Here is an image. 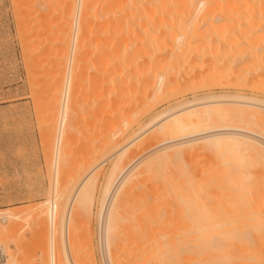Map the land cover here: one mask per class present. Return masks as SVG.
Returning a JSON list of instances; mask_svg holds the SVG:
<instances>
[{"label": "bare ground", "instance_id": "obj_1", "mask_svg": "<svg viewBox=\"0 0 264 264\" xmlns=\"http://www.w3.org/2000/svg\"><path fill=\"white\" fill-rule=\"evenodd\" d=\"M72 2L73 5L69 4L63 13L65 29L63 28L62 34L67 37L68 44L74 31L76 37L80 38V47L90 45H92L90 48L93 47L95 65H92L94 67L92 70H95L98 76H96L97 87L103 91L98 95L100 101L98 98L95 100V105H98L100 109L102 105L118 100L116 104L122 103L126 106L123 108L124 114L120 111L119 117L117 113H115L116 116L111 111L110 116L115 117V120L111 119L112 123H107L104 119L108 124L104 129L99 128L100 125L97 126L103 130L102 136H96L98 139H95L100 148H97L99 151L96 149L95 151L101 156L108 151L109 153L115 151L118 147L116 151L118 155L115 154L117 163L124 157L128 150L126 147L124 149L126 144L119 147L120 140L115 142L114 137L120 134L122 125L131 126L132 123H136L133 115L135 102L136 104L141 102L138 106L149 104L148 99L161 96L160 93L164 92V95L165 92L179 91L183 88L187 90V87L193 92L191 100H180L161 112L155 113L153 118L151 117L152 120L150 119L151 122L157 123L155 126L160 128L158 130L165 128L168 133L177 137L175 139L181 138L183 141L151 154H148L147 150L148 153H145L148 155L142 157L134 169L122 179L115 192L117 194L108 211L105 229L107 248L114 247L112 248L113 256H111L115 259L114 263H119L116 258L119 252L116 253V251L120 250L116 242V247L114 245L115 232L121 229L131 232L130 237L120 239L122 242L120 251L131 254L126 264L139 262L147 264L150 261V263L158 262L157 264H179L186 259H189L191 264H229L230 262L232 264V261L238 264L237 260H240V264L243 260L246 263L264 264V247H262L264 245V177H262L264 176L262 174L264 173V146L249 136L243 135V133L256 135L254 130H251L252 127L249 128L250 126H259L264 129V0H72ZM75 44L77 43L73 45ZM65 45L63 49L66 48ZM63 57H60L61 60ZM81 61H83L82 57L76 58V62ZM78 74V72L70 74L72 83H70L71 76L68 74L70 79L68 77L66 79L63 99L60 98L63 85L62 89L60 83L58 85V82L62 80L57 81L53 87L46 88V96L44 91L41 96H38L40 100L44 97L42 103L39 100L41 107L38 108V113L41 112L39 120L42 118L40 121L45 123L44 127L47 126L48 131H54L58 117L60 120L59 128L57 127L59 131H56L58 138L54 142L56 148H53L51 152L54 154V159L52 156L51 161L54 160L55 173L53 174H55L54 180L57 186H59L58 183H63L67 178L65 176H68L67 172L69 173L73 167L69 165L71 161L68 162L66 157L68 143L72 139L70 131L75 128L71 122L78 103L76 93L78 95L79 93L75 89L78 85ZM240 77H245L242 78L241 84L242 87L250 89L251 96H245L243 90L239 89L235 94L216 93V89L232 87L231 84L235 82L239 86L240 83L237 82ZM193 86L195 88H192ZM198 87H201L199 89L203 91V94H196ZM100 89H98L99 92H101ZM39 90L41 92L42 89ZM179 93L176 92V94ZM259 94L262 96H258ZM104 97L105 101L110 100V102L102 101ZM112 97L116 99L113 100ZM116 106L113 108L117 109ZM120 106L119 109H122ZM78 114L76 112V116ZM123 129L126 130L127 127L124 126ZM48 136L49 138L51 136L53 141L57 135L54 137V133L49 132ZM129 140L126 146L135 144L134 142L137 141L135 138ZM162 144V142L157 143L153 148ZM135 146L139 147L136 144ZM128 147L130 149L131 146ZM90 149L92 150L91 147ZM191 151H203L205 155L208 153L212 156L213 162L207 166L200 163L202 166L198 170L193 169L192 166L187 165L184 156ZM247 151L255 153L253 154L257 156L258 167L253 165L255 167L253 171L248 170L245 173H242L238 167L231 169V165L237 161L231 154ZM96 154H91L90 157H93L85 161L81 169L85 174L80 173V175H86L85 178H88L89 182L85 178L82 180L84 191L80 196V187L79 189L73 187L70 195L64 199L61 193L58 194L54 190V196L46 203L49 205L50 223V249L47 256L49 264H57L55 232L59 228L64 234L71 201L76 200L78 196L77 201L80 197V202L85 205H81L82 209L85 207V213L91 209L93 194L89 189L92 183L89 176L93 171L88 172L90 169L94 170L102 166V164L98 165L100 162L95 159ZM86 158H89L88 155ZM131 160H133L132 157ZM93 163H95L94 166H92ZM116 164L115 166L113 164L114 168ZM124 168L120 166L119 171L113 169L109 173L102 188L101 209L118 176L117 172L121 174ZM97 172H94L92 176L97 175ZM163 201L165 205L170 202L172 209L174 206L177 211L175 215L180 214V219L184 220L183 222L186 221L175 230V233L168 232L172 235L169 241L179 237V241L172 246L170 243L166 245L165 236L155 234L157 229L153 228L154 225L157 227L161 225L158 214H162L159 210H162ZM41 207L29 210L25 217H29L33 211L38 210L40 212L37 211L36 214L37 223L42 225ZM57 212L59 226L55 225ZM5 214L7 218L15 217V213ZM155 215L159 221L155 219V224L152 226L154 219L151 217ZM5 221L6 218L0 217V242L7 246L12 228L4 225ZM157 221L160 225L159 223L156 225ZM125 245H131L133 249ZM7 250L4 264H15L17 258L15 253L18 251L12 252L13 250L9 248ZM39 261L38 263H41ZM245 262L243 264H246Z\"/></svg>", "mask_w": 264, "mask_h": 264}, {"label": "rangeland", "instance_id": "obj_2", "mask_svg": "<svg viewBox=\"0 0 264 264\" xmlns=\"http://www.w3.org/2000/svg\"><path fill=\"white\" fill-rule=\"evenodd\" d=\"M69 4L70 6L71 4L73 5L72 0H0V217L4 219L6 218V221L3 224L7 226L9 225L12 228V230L10 229V231L12 232L10 233L11 237L9 238L7 246L9 249L13 250L12 252L18 251L17 253H15V258L17 257L15 259V264H49V258L47 256H49L50 249V223L48 215L49 205H46V203L49 202L54 196V190L55 192H58V194L61 193V197H63V199L70 195L69 193H71V189L73 187H78V189L80 187L79 196L81 195V193H83L84 182L82 184V180H84V178L87 176H82L80 175V173L85 174L81 171V169L85 165L84 163H86L93 157H90L91 154L95 155L97 153L96 151H99L97 150L99 144L97 143V141H95V139L97 140L98 137L102 136L101 131L103 130L101 129H104V127L108 125L106 124V122L112 123L111 119L115 118H112L110 116L112 115L111 111L112 113L114 112V114L117 113V115H121V113L125 111V109L123 108H126V106L122 103L116 104V101H119L115 100V97H112L113 100H115V102H113L114 104L110 102V100H106L107 103L108 101L110 103L105 104L106 101L104 97L102 101H104L105 103L102 102V104L105 105H102V107L100 108L101 110L98 108V105H95V100L98 98V95L103 91L102 89L97 87V74L95 73V70H92L94 68L92 65H95V52L92 51L93 47L90 48V46L92 45L80 47V38L79 36L76 37L74 31L72 33L75 35V37H73L74 35L71 33L72 35L69 38V42L67 41L68 44L66 43L67 37L63 36L62 34L63 28L65 29V26H63L65 25L63 21V13H65L64 11H66ZM74 43L77 44L73 45ZM64 44H66L65 49H63ZM78 46L80 51L79 49H77ZM76 55H78V57ZM60 57H63L62 60L65 58V61L63 62ZM79 57L80 59L82 57L83 61L78 63L76 62V58ZM70 62H72L74 65ZM74 72L79 73V77L77 78L78 85H76L75 89L76 91H78L81 97L76 93L77 98H75L78 102H76V106L78 108V110L76 108V112H78L79 114L76 116L75 112L74 117H76L72 118L74 122L72 121L71 123L72 125H75V128L72 127L73 130L71 129L72 131H70L72 132V139H70V142L68 143L69 145L67 147V154L69 156L67 155L66 160L68 162L71 161L69 162V165H73V167H71L72 170L70 169L69 173L67 171L69 170L70 166L66 171L69 177L65 176L67 177L64 180L65 184L63 181V183H61L62 186H60V183H58L59 186H57L54 180L55 174H53L55 173L54 160L51 161L52 156L54 159V154L51 152H53V148H56V143L54 142H56L58 138V132L56 131H59L58 126L60 125V120L58 117L57 122L55 124L56 127H54V131H48V129L46 128L47 126L44 127L45 123L40 121L42 118L39 120V118L41 117V112L40 114L38 113L41 107L40 102L44 100V97L40 100L38 96H41L43 94L42 91H44V95L46 96V88L48 89L49 86L53 87V85L57 84V81L62 80V82H58V85L60 83V88L63 85V89L61 88L62 94L60 93V98L63 99V90L66 79L67 77L70 79L68 74L70 75ZM70 76V83H72V75ZM242 78L240 77L241 80L239 79L237 82L240 83L239 86L241 87H239L235 82L231 84L232 87L226 86L221 89H216V93L219 94L220 92H225L228 94H235V92H238L239 89L241 91L243 90L245 96H251L252 92L250 91V89H247V87H242ZM235 84L237 87L235 86ZM78 88L81 91H79ZM96 88L100 89L101 92H99V90ZM192 88L195 87L193 86ZM199 88L201 87L197 88V95L203 94V91H200L201 89ZM39 89H42L41 92ZM174 92H165L164 95L163 92L160 93L162 94L161 96L148 99V105L142 104L143 107L146 105L144 108L141 105L138 106V104H140L141 102L138 104H136L137 102H135L136 105L134 104V106L138 107H135V112L133 110L132 111L135 118L134 122L136 123H132L131 126L124 124V126L127 127L126 130L123 129L124 126L122 125L120 134L118 133L116 137H114V140L115 142H117V140H120L118 141V143H120V145L118 144V146L123 147V144L127 145V143L130 142V138L131 140L135 138L137 141L135 140L136 142L134 143L136 145H139V147L137 146L136 148L135 144H132L128 145L131 146L129 149V147L125 145L124 149L126 147L128 150L126 151L121 161H119V163H117L118 160L116 158V155H118L116 154L118 147L117 149L115 148V151L113 150L114 152L111 151L113 152L112 154L111 152L109 153V151L107 152L108 155L107 153L103 154L102 152V156L99 153L96 154L95 159H98V162H100L98 165L102 164V166H98L99 169L98 167L95 168L98 170L90 169L88 172L90 173V171H93L90 175L91 177H93L92 175H94V172L96 173L98 171L97 175H95L93 178L89 176L92 183H90L91 188L89 186L88 187L89 189H91V192L93 194V198L91 199L92 203H90L91 201L89 202L91 208L89 212L91 214L89 212L85 213V207H83L82 209L81 205L83 204L80 202V197L78 198V201V196L75 198L76 200L71 201L68 210L69 217L67 223L65 224L64 234H62L61 229L59 228L55 232L54 239L56 255L58 259L57 264H115V259L111 257L113 256L112 251H114V247H112L113 249L111 247H109V249L107 248L105 229L108 220V211L110 209L111 203L113 202V199L115 198V195L117 194L115 192L120 182L134 169V167L138 164L142 157H144L148 152V154H151L153 152H157V150L161 148L170 147L183 141L181 138L175 139L177 137H174V134L171 135L170 132L168 133V130H166L165 128L161 129L162 131L158 130L160 128L155 126L157 125V123L151 122V117L153 118L155 113L161 112L163 109L174 105L180 100H191L193 96L192 90L188 89V87L187 90L186 88H183L179 91ZM176 92L180 93L176 94ZM258 96L262 95L259 94ZM80 102L82 104H80ZM38 103L40 106L37 105ZM111 103L112 108L110 107ZM142 103H144V101H142ZM118 104L122 106V109H119ZM104 106L107 107L105 108ZM113 106H116L117 109L115 107L113 108ZM143 110L146 111L144 112ZM106 115L108 117H106ZM104 119L106 120V122ZM233 123H235V121H233ZM225 124H227V122ZM236 124H238V122ZM98 125H100V127ZM97 126L101 129H99ZM251 127V130H254V133H256V135L244 133L243 135L249 136L254 141L264 146V129H261L262 127L260 128L259 126V128L254 126H250L249 128ZM49 132H53L54 137L57 135L53 141L51 139V136L50 138L48 136ZM121 133L122 136H120ZM96 136L98 137L96 138ZM127 138L129 141L127 140ZM48 141L50 144L48 143ZM161 142L163 143L161 146L155 149L153 148L157 143ZM60 147L62 148V146ZM90 147L92 148V150L90 149ZM88 151L91 153H89ZM82 152L84 153L82 154ZM140 153H143L142 156ZM253 153L247 151L241 152L240 154H231L232 157L237 159L234 164L236 166L231 165V169L238 167V169L242 173H245L248 170L253 171L256 166L258 167V160L256 158L257 156H255V153ZM87 155L89 158H86ZM99 155L101 158L99 157ZM184 156L186 157L188 163L187 165L192 166L193 169L196 168V170H198L199 167L202 166L200 163L207 166L208 164H211L213 162L212 156H209L208 153H206L205 155L203 151H191ZM131 157L133 160H131ZM115 161L117 164L115 163ZM113 164L114 166L116 164L117 168H114ZM94 165L95 163H93L92 166ZM119 165L121 166V168L123 166L125 168L121 174L117 172L118 176L115 182L113 183V186L101 209L100 200L103 193L102 188L104 187L107 181V177L110 175L109 173L113 169L118 170L119 168L120 170ZM253 165L256 166L254 167ZM69 174L72 175V177ZM75 176L77 179L75 178ZM262 177L264 176L262 175ZM87 179L86 181L89 182V179ZM69 182L71 183L69 184ZM77 202L80 203L78 204ZM162 204V210H159V213L161 214L162 212V214H158L161 225L160 222H158L159 220L157 219L158 217H156V215V218L151 217L152 219H154H151L152 221H154V223L152 222V226L155 224V219L158 220L156 222V225L157 223H159L158 225H160V227L154 225L153 228L157 230L155 231L153 229V231H155V234L158 233L162 235V237L165 236L164 238L165 240H167L165 244L167 245L168 243H170L172 246L173 243L179 241V237L176 240L169 241V237L172 236L170 235V233H175V230L179 229L186 221L183 222L184 220L180 219V214L177 213V215L179 216L175 215L177 211L173 205L172 209L170 202H167V205H165L166 203L165 201H163ZM40 206H42L41 209L43 211L42 225H39L37 223L36 214L38 210L33 211L31 215H29V217H25V214H27L29 210ZM5 213H15V217L7 218V215ZM59 223V214L57 212L55 218V225L59 226ZM130 235L131 232L127 230L120 229V231H116L114 238L116 240H114L115 247L117 244V247H119V249L121 250L122 242L120 239L130 237ZM1 243L2 242H0V244ZM1 245L4 246L5 253H7V246H5L3 243ZM125 247H131L130 249H133L131 245H125ZM262 247H264V245ZM120 250L116 251V253L119 252L118 254H116V258L118 260L117 262H119L118 264H126V262L128 263V259L130 258L129 255L131 254L128 255L127 252H125L128 256L127 257L124 251L122 252ZM39 259H41V263H38ZM150 262H148L147 264L156 263L154 261H152L154 263ZM232 262L234 263V261ZM239 262L240 260H237L236 263L240 264ZM243 262H245V260H243L241 264H243ZM145 263L146 262H143V264ZM250 263L253 264L254 262ZM137 264H142V262H139ZM179 264H191V261L189 259H186L184 261H181V263Z\"/></svg>", "mask_w": 264, "mask_h": 264}, {"label": "built area", "instance_id": "obj_3", "mask_svg": "<svg viewBox=\"0 0 264 264\" xmlns=\"http://www.w3.org/2000/svg\"><path fill=\"white\" fill-rule=\"evenodd\" d=\"M5 257V248L0 244V264H4Z\"/></svg>", "mask_w": 264, "mask_h": 264}]
</instances>
